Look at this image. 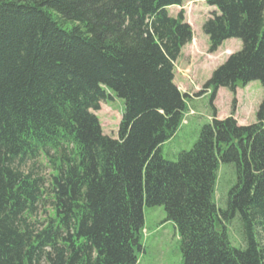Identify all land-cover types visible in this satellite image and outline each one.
Wrapping results in <instances>:
<instances>
[{
    "label": "trees",
    "instance_id": "1",
    "mask_svg": "<svg viewBox=\"0 0 264 264\" xmlns=\"http://www.w3.org/2000/svg\"><path fill=\"white\" fill-rule=\"evenodd\" d=\"M186 1L0 0V264H138L145 207L164 208L184 264H264V98L247 127L214 107L223 88L264 92V0H202L217 10L209 52L243 47L198 96L211 93L212 123L170 162L163 146L189 109L175 65L194 33L169 9ZM115 98L112 139L93 112ZM39 159L48 178L22 171ZM221 165L236 174L223 209Z\"/></svg>",
    "mask_w": 264,
    "mask_h": 264
},
{
    "label": "rangeland",
    "instance_id": "2",
    "mask_svg": "<svg viewBox=\"0 0 264 264\" xmlns=\"http://www.w3.org/2000/svg\"><path fill=\"white\" fill-rule=\"evenodd\" d=\"M172 17L184 12L187 23L192 27L194 40L183 50V55L176 65L175 84L181 93L187 96L189 106L185 123L175 137L167 142L162 149L164 158L176 162L180 153L190 151L198 141L202 128L214 119L210 97L206 93L198 97L204 85L210 80L213 72L223 65L229 56L239 52L243 45L240 40H229L215 54L209 52V38L203 33L205 22L211 17L216 8L206 5L202 0H187L184 7L171 8ZM264 92L260 82L250 83L247 87L239 88L235 95L227 89H221L214 102L217 110V120L233 118L239 126L247 127L256 124V115L263 101ZM125 102L120 99L102 103L101 110L93 112L100 120L106 136L117 139L123 118ZM33 170L35 174L49 177L50 169L46 162L39 159L29 162L23 172ZM236 182L233 165H221L218 174L216 192L217 206L226 207V198L230 188ZM51 207L47 203L40 210L38 219H45V210ZM164 208H144V233L142 239L143 251L139 253L138 264H184L181 239L173 223H166ZM235 246L243 244L239 227L235 223L229 229Z\"/></svg>",
    "mask_w": 264,
    "mask_h": 264
}]
</instances>
